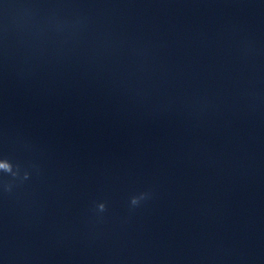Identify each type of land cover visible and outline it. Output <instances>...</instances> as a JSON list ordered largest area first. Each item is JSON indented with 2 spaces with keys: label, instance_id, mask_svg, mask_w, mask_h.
<instances>
[{
  "label": "clouds",
  "instance_id": "clouds-1",
  "mask_svg": "<svg viewBox=\"0 0 264 264\" xmlns=\"http://www.w3.org/2000/svg\"><path fill=\"white\" fill-rule=\"evenodd\" d=\"M31 169V170H29ZM33 172L40 174L39 165L33 163L27 168L13 158L5 155L0 157V176L10 177V179L0 182V194L5 196L14 195L15 190L32 178ZM150 191H142L129 197V208L134 210L151 198ZM93 212L98 218L102 219V214L108 210L107 203L104 201L94 202Z\"/></svg>",
  "mask_w": 264,
  "mask_h": 264
}]
</instances>
